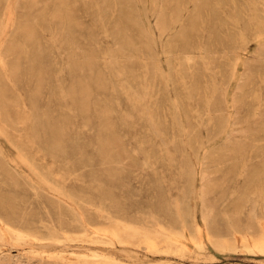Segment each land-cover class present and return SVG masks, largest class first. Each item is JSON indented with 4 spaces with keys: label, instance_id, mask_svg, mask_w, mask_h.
<instances>
[{
    "label": "rangeland",
    "instance_id": "374dc122",
    "mask_svg": "<svg viewBox=\"0 0 264 264\" xmlns=\"http://www.w3.org/2000/svg\"><path fill=\"white\" fill-rule=\"evenodd\" d=\"M201 2L0 0V61L8 47L20 56L0 85L11 122L0 109V264H264V202L245 205L239 219L232 210L246 184L255 191L254 176L264 179V128L256 125L264 103V0ZM163 4L183 7L177 26L194 22L182 41L168 44L177 26L159 34ZM183 53L197 58L191 71ZM214 153L221 159L208 165L218 183L205 197L218 211L210 233L201 173ZM257 164L261 175L246 176ZM263 179L256 190L264 198ZM70 192L92 206L84 209ZM101 205L119 218L100 217ZM80 213L91 228L74 224ZM20 216L37 229L5 223L18 225Z\"/></svg>",
    "mask_w": 264,
    "mask_h": 264
},
{
    "label": "bare ground",
    "instance_id": "6f19581e",
    "mask_svg": "<svg viewBox=\"0 0 264 264\" xmlns=\"http://www.w3.org/2000/svg\"><path fill=\"white\" fill-rule=\"evenodd\" d=\"M219 1V0H218ZM229 1V0H228ZM145 2V1H144ZM181 2V1H180ZM201 2V0H199V3ZM204 2V1H203ZM223 2V1H222ZM226 2V1H225ZM128 3V2H127ZM147 3V2H146ZM175 3V2H174ZM202 3V2H201ZM211 4V3H210ZM227 4V3H226ZM136 5V4H135ZM198 5H200V4H198ZM221 5H223V4H221ZM204 6V5H203ZM210 6V5H209ZM212 6V5H211ZM147 7V6H146ZM145 7V8H146ZM157 7V6H156ZM137 8V7H136ZM173 8V7H172ZM199 8V7H198ZM206 8V7H205ZM217 8V7H216ZM196 9V8H195ZM204 9V8H203ZM209 9V8H208ZM146 10V9H145ZM20 11V10H19ZM182 11H183V7L182 6H178V7H176V8H174V11H169L168 10V8L163 4L162 6H161V8H160V10L158 11V16H157V19H156V22H155V25L157 26V29H158V31H159V34L161 35V36H163V35H166L172 28H174V27H176L177 26V24H178V21H179V17H180V15H181V13H182ZM60 12V9H59V7H56V9H55V11H54V13L55 14H57L58 15V13ZM191 12V11H190ZM201 12V11H200ZM131 13V12H130ZM137 13V12H136ZM154 13V12H153ZM184 13V12H183ZM212 13V12H211ZM138 14V13H137ZM146 14V13H145ZM197 14V13H196ZM196 14H194V15H196ZM57 15H55V16H57ZM33 16H34V14H33ZM130 16V15H129ZM146 16V15H145ZM182 16V15H181ZM59 16H57V18H58ZM136 17H138V16H136ZM187 17V16H186ZM189 17V16H188ZM218 17V16H217ZM62 20H63V16H61L60 17ZM192 18V17H191ZM140 19V18H139ZM141 20V19H140ZM138 21V20H137ZM201 21V20H200ZM229 21V20H228ZM190 22V21H189ZM223 22V21H222ZM61 23H63V22H61ZM71 23H72V21L71 20H69V27H71L72 25H71ZM192 24H190V23H188V21L187 22H184V21H181L180 22V25H178L177 26V32L174 34V35H172V36H170L169 37V39H168V44H170V43H173V42H177V41H182V38H184V35H185V33H189V29H192V27L194 26V22H191ZM228 23V22H227ZM197 24V23H196ZM201 24V23H200ZM198 25V24H197ZM141 26V30L142 31H144V32H146V29H145V27L141 24L140 25ZM28 26H27V24H21L20 25V27L19 28H27ZM66 28V27H65ZM212 28V27H211ZM197 32V31H196ZM234 34H235V32H234ZM222 35V34H221ZM232 36H233V34H232ZM223 37V36H222ZM26 38H27V42H29L30 40H32L33 38H34V32L33 31H30V32H28L27 34H26ZM191 38V37H190ZM215 38V37H214ZM225 39V38H224ZM13 41V40H12ZM145 43H146V40H145ZM198 43V42H197ZM146 44H148V42L146 43ZM149 45V44H148ZM151 45V44H150ZM180 45V44H179ZM188 46V45H187ZM186 46V47H187ZM36 47L38 48V49H40V45L39 44H36ZM151 47V46H150ZM173 47V46H172ZM175 47V46H174ZM179 48V47H178ZM185 48V47H184ZM112 49V48H111ZM151 49V48H150ZM175 49V48H174ZM154 50V49H153ZM187 50V49H186ZM263 50V49H262ZM152 51V50H151ZM149 52V51H148ZM152 52H154V51H152ZM175 52V51H174ZM262 51H260V53H261ZM225 53V52H224ZM262 54V53H261ZM169 55V54H168ZM221 55V54H220ZM224 55V54H223ZM151 56V55H150ZM216 56V55H215ZM36 57V56H35ZM176 57H178V56H176ZM175 57V58H176ZM180 61H183V65H185L186 66V68H187V70H190V69H192L193 67V65L195 64H193V61H194V59H195V55L194 54H186V53H183V54H181L180 56ZM260 57V56H259ZM19 58H20V56H19V54L18 53H16L15 52V50H14V47H8V50H7V54H6V59H5V57L4 58H1V61H0V85H1V87H3V84H2V81L4 80V74H5V68H9L10 70H14V69H17L18 68V66H19ZM172 58V57H171ZM211 58V57H210ZM177 59V58H176ZM197 59V58H196ZM196 59H195V62H196ZM235 59V58H234ZM35 60V59H34ZM263 60V59H262ZM74 61H75V59L72 57L71 59H70V64H69V67L70 68H73L74 66H75V64H74ZM87 61H88V63H94V58L93 57H91V56H89L88 58H87ZM117 62V61H116ZM178 62V61H177ZM258 62H260V61H258ZM168 64H169V74L170 75H173L174 73L172 72V67H173V65L171 66V61H170V58L168 59ZM177 65V64H176ZM183 67V66H182ZM181 67V68H182ZM150 69H151V77L152 78H155V79H160V74H159V72H157L155 69H154V67H150ZM195 69V68H194ZM203 69V68H202ZM205 69V68H204ZM217 70V69H216ZM218 70H220V69H218ZM178 71V70H177ZM191 71V70H190ZM196 71V70H195ZM194 71V72H195ZM183 72V71H182ZM173 73V74H172ZM204 73V72H203ZM184 74V73H183ZM208 74V73H207ZM206 74V75H207ZM192 75V74H191ZM263 75V74H262ZM223 76V75H222ZM229 76V75H228ZM244 77H243V80H245V79H247L248 77H249V75L247 74V72L246 73H244V75H243ZM252 76V75H251ZM194 77V76H193ZM207 77V76H206ZM39 78V80H40V76L38 77ZM190 78V77H189ZM204 78V77H203ZM208 79V78H207ZM162 80H165L164 79V76H163V78H162ZM200 82V81H199ZM211 82V81H210ZM243 82V81H242ZM242 82H240V83H242ZM244 83V82H243ZM242 83V84H243ZM259 83V82H258ZM198 82H197V80H194L193 81V83H192V85H191V88L194 90V91H197L198 90ZM201 84V83H200ZM212 84V83H211ZM175 85H176V83H175ZM240 85V84H239ZM201 86V85H200ZM205 86V85H204ZM242 86L243 85H240V88H242ZM253 86V85H252ZM190 87V86H189ZM249 87V86H248ZM180 88V87H179ZM252 88V87H251ZM247 89V88H246ZM201 90V89H200ZM242 91V90H241ZM199 92V91H198ZM245 92V91H244ZM191 93V92H190ZM243 93V92H242ZM235 95V94H234ZM170 98V97H169ZM197 98V97H196ZM237 100V99H236ZM185 105V104H184ZM188 105V104H187ZM23 107H24V105H23ZM201 107H203V106H201ZM200 107V108H201ZM185 108V107H184ZM204 108V107H203ZM240 108V107H239ZM0 109H2L1 111H2V116L4 117V119H3V121H4V123L6 124V125H11V122H10V114L5 110V107H4V105L3 104H1V102H0ZM249 110V109H248ZM254 111V110H253ZM250 112V111H249ZM217 114V113H216ZM242 114V113H241ZM261 115V117H257V120H256V125L258 126V127H261V128H264V103H263V108H262V110H261V113H260ZM203 115V114H202ZM239 115V114H238ZM205 116V115H204ZM242 116V115H241ZM247 117V116H246ZM218 119V118H217ZM251 119V118H250ZM198 120V119H197ZM227 120V119H226ZM215 121V120H214ZM244 121V120H243ZM245 122V121H244ZM208 123V122H207ZM216 126V125H215ZM256 127V126H255ZM195 128V127H194ZM193 128V129H194ZM211 128V127H210ZM0 129H2V126H1V123H0ZM190 129V128H189ZM210 130V129H209ZM261 131V130H260ZM191 132H192V130H191ZM190 133V132H189ZM232 134V133H231ZM235 136V135H234ZM244 136V135H243ZM192 137V136H191ZM238 137V136H237ZM203 138V137H202ZM230 138V137H229ZM216 139V138H215ZM231 139V138H230ZM209 140V139H208ZM246 141H248V140H246ZM260 142V141H259ZM227 143V142H226ZM242 144V143H241ZM257 145V144H256ZM239 146V145H238ZM242 147V146H241ZM256 147V146H255ZM258 147V146H257ZM230 148V147H229ZM213 149V148H212ZM229 150V149H228ZM254 150V149H253ZM264 150V149H263ZM208 153V152H207ZM211 153V152H210ZM213 153V152H212ZM248 153V152H247ZM253 153V152H252ZM219 154V153H218ZM255 155V154H254ZM229 156V155H228ZM260 156V155H259ZM233 157V156H232ZM244 157H246V156H244ZM256 157V156H255ZM217 159H219V161H216ZM220 156H218V155H215V153L214 154H210V155H207L206 156V161H205V166H204V168L202 169V173H201V178L204 180H206V182H205V185L202 187V189H201V197H202V215H203V218H205L206 219V225H207V229H208V232H210V233H212V229L214 228V225H215V220H216V218H217V213H216V209H214L212 206H210L207 202H206V200H205V197H206V195H208V194H210V193H212V191L213 190H215V188L218 186V183L216 182V181H214L213 180V178H211L209 175H210V173H211V170H210V167L208 166L209 164H211V163H215V161L216 162H220ZM229 159H231L230 157H229ZM247 159V158H246ZM226 160V159H225ZM217 164V163H216ZM222 164V163H221ZM257 166H258V164H257ZM215 167V166H214ZM218 167V166H217ZM187 168H188V171H189V173H191V175L193 174V169H192V166L191 165H188L187 166ZM213 168V167H212ZM238 169H240V168H238ZM34 170L36 171V172H39V170L36 168V167H34ZM239 171V170H238ZM263 172V166H258L257 168H255V170H253V171H251V172H248L247 173V175L246 176H250L249 174H254V173H262ZM259 174H257V175H259ZM261 175V174H260ZM254 178H257V180L256 181H258L257 183H255V188L256 189H262V183H260L259 181H262L261 179H263L262 178V176H254ZM43 179L44 180H47V181H49L50 179L49 178H47V177H44L43 176ZM264 180V179H263ZM253 184H254V182H250V183H248V184H246L244 187H243V190L240 192L241 194H240V196L238 197V198H236V200L235 201H233L232 202V206H233V212H234V215H235V219H239V216H240V214H241V212L244 210V206L245 205H247V204H257V205H261V204H263V202H264V198L262 197L263 195H262V193H261V190H256L255 189V191H252V186H253ZM55 188H60V186H58V185H55L54 186ZM64 190V189H63ZM257 194V195H256ZM257 196V197H254V196ZM69 196L72 198V199H74L75 201H79L78 202V204H80L81 205V207H83L84 209L85 208H89V207H91L92 206V202H89V201H82L81 199H80V197H78V195L77 194H75V193H73V192H70L69 193ZM77 199V200H76ZM56 201V200H55ZM51 202H54V200H51ZM84 205V206H83ZM96 209V208H95ZM262 211H263V207H262V209H261ZM260 210V211H261ZM97 213L100 215V217L101 216H103V217H105L106 219H108V220H114V219H118L119 218V216L118 215H116V214H114L110 209H108L106 206H98V208H97ZM228 211V210H227ZM231 211V210H230ZM229 211V212H230ZM261 211V214H262V217L261 218H264V215H263V213L264 212H262ZM91 212V211H90ZM95 212V211H94ZM218 212V211H217ZM228 212V213H229ZM258 212H259V210H258ZM258 212H257V210L256 209H253L252 210V220L254 221V222H256V220H258V215L260 214V212H259V214H258ZM247 215V214H246ZM84 216H86L85 214H82V213H80L79 214V218H78V220L74 223V224H76V225H78V226H82V227H84V228H91V227H87V226H85V224H84V226H83V218H85ZM233 216V215H232ZM20 223L18 224V225H16L15 223H13L10 219H5V223L8 225V227H11V228H13V229H15V230H17V231H25V230H35V229H37V225H36V220H34V219H31V218H26L25 216H20ZM104 219V218H103ZM105 219V220H106ZM92 218H90V220H88L89 221V223H91L93 226H95L94 224H95V221L93 220ZM105 220H104V222H105ZM247 220H248V218H247ZM122 221V220H121ZM246 221V220H245ZM234 223V222H233ZM236 223V222H235ZM234 223V224H235ZM263 222H261V224H262ZM130 224V223H129ZM239 224H240V222H239ZM239 224H238V226H239ZM76 225H72V226H76ZM232 225V224H231ZM6 226V225H5ZM120 226H123V225H120ZM235 225H233L232 227H234ZM190 227H191V229H192V231L193 232H195L196 230H195V227H194V225L193 224H190ZM250 228H252V230H251V233L252 234H254L256 231H257V228H256V225H253L252 227L250 226ZM105 229V228H104ZM62 230H64V231H68L69 230V228H67L66 226H62ZM112 230V229H111ZM124 231V229L123 228H121V229H116V230H114V234L115 235H119V234H121L122 232ZM128 231H131V232H133V233H138V230H136L135 229V226L134 225H130L129 226V230ZM109 232V231H108ZM260 232V231H259ZM237 233V232H236ZM257 236L259 235V233L258 234H256ZM255 235V236H256ZM260 235H262V233H260ZM264 235V234H263ZM219 236V235H218ZM222 236V235H221ZM224 236V235H223ZM245 237V236H244ZM259 237V236H258ZM220 239V238H219ZM260 239V238H259ZM255 240V239H254ZM261 241H263V239L261 238ZM254 243V242H253ZM256 244V243H255ZM259 244H260V242H259ZM262 250V249H261ZM19 264V263H18Z\"/></svg>",
    "mask_w": 264,
    "mask_h": 264
},
{
    "label": "crops",
    "instance_id": "0c3cea01",
    "mask_svg": "<svg viewBox=\"0 0 264 264\" xmlns=\"http://www.w3.org/2000/svg\"><path fill=\"white\" fill-rule=\"evenodd\" d=\"M234 1H235V0H234ZM234 32H235V31H234ZM234 32H233V36L235 37V36H237V35H236L237 33L235 32V34H234Z\"/></svg>",
    "mask_w": 264,
    "mask_h": 264
}]
</instances>
